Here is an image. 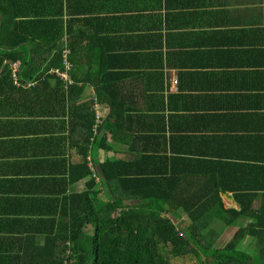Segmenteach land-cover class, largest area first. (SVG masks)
<instances>
[{
  "label": "crops",
  "instance_id": "0c3cea01",
  "mask_svg": "<svg viewBox=\"0 0 264 264\" xmlns=\"http://www.w3.org/2000/svg\"><path fill=\"white\" fill-rule=\"evenodd\" d=\"M64 32L89 51L82 102L99 89L101 112L118 114L117 139L110 125L107 149L91 150L95 167L132 161L139 173L197 177L232 213L230 227L216 218L210 229L216 247L245 231L239 249L264 264V0H0L7 47L60 46ZM62 110L50 91L0 72V264L60 240L77 216L72 198L88 192L87 142ZM97 191L109 201L106 186Z\"/></svg>",
  "mask_w": 264,
  "mask_h": 264
},
{
  "label": "trees",
  "instance_id": "16d2710c",
  "mask_svg": "<svg viewBox=\"0 0 264 264\" xmlns=\"http://www.w3.org/2000/svg\"><path fill=\"white\" fill-rule=\"evenodd\" d=\"M66 34L71 33L59 34L60 46L34 49L7 47V35L0 34V45L5 50L0 55V72L5 68L14 79L12 66L20 64L18 82L14 80L16 87L50 91L62 106L60 114L69 118L68 127L82 131L87 142V160L81 163L84 174L79 180L89 178L88 192L72 198V211L77 216L60 240L47 241L44 248L37 250H19L15 264H175L174 259L189 256L196 258L198 264H250L251 255L239 249L245 231L237 233L224 248L216 247L221 235L210 229L216 218L230 227L232 213L222 208L219 194L216 209L210 199L216 195L200 192L197 177L176 171L168 176L141 170L139 173L132 161L107 160L99 170L95 167L91 150L95 145L107 149L102 132L110 125L108 129L117 139L113 126L118 114L101 112L106 97L99 89L91 102H82L89 78L79 75L87 71L84 64L89 51H78L68 39L63 41ZM27 36L38 38L33 33ZM25 38L21 40L27 41ZM89 160L96 171L90 168ZM95 172L101 177L99 183ZM103 186L111 197L101 205L97 189ZM184 215L190 224L183 222ZM233 215V219L245 216V207ZM162 247L169 248L167 254Z\"/></svg>",
  "mask_w": 264,
  "mask_h": 264
},
{
  "label": "rangeland",
  "instance_id": "374dc122",
  "mask_svg": "<svg viewBox=\"0 0 264 264\" xmlns=\"http://www.w3.org/2000/svg\"><path fill=\"white\" fill-rule=\"evenodd\" d=\"M97 202H99V201H97ZM100 204L101 205H104L105 202H103L102 200H100ZM184 217H186V216L184 215ZM185 223L186 224H189L188 219H187V222H185ZM161 249H162V252L164 254H167L168 251H169V248H166V247L165 248L162 247ZM174 262H175V264H198L197 259L194 258V257H192V256H189V257L183 258V259H174Z\"/></svg>",
  "mask_w": 264,
  "mask_h": 264
},
{
  "label": "built area",
  "instance_id": "2783aa9c",
  "mask_svg": "<svg viewBox=\"0 0 264 264\" xmlns=\"http://www.w3.org/2000/svg\"><path fill=\"white\" fill-rule=\"evenodd\" d=\"M12 70H13V72H14V80L18 82V74H19V72H20V64H15V65H13V66H12ZM175 85H176V83H175ZM89 161H90V163H89L90 168L93 169L94 171H96V170L94 169V167H93V164H92L91 160H89ZM94 178L98 181V183H99L100 180H101V177H100L96 172H95V174H94Z\"/></svg>",
  "mask_w": 264,
  "mask_h": 264
}]
</instances>
